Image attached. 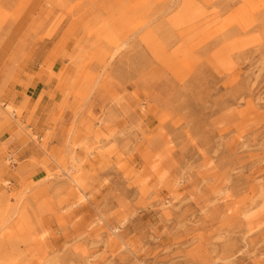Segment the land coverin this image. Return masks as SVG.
<instances>
[{
    "label": "rangeland",
    "instance_id": "obj_1",
    "mask_svg": "<svg viewBox=\"0 0 264 264\" xmlns=\"http://www.w3.org/2000/svg\"><path fill=\"white\" fill-rule=\"evenodd\" d=\"M6 130L0 264H264V0H0Z\"/></svg>",
    "mask_w": 264,
    "mask_h": 264
},
{
    "label": "crops",
    "instance_id": "obj_2",
    "mask_svg": "<svg viewBox=\"0 0 264 264\" xmlns=\"http://www.w3.org/2000/svg\"><path fill=\"white\" fill-rule=\"evenodd\" d=\"M39 83L35 86V88L32 91H35ZM40 88L38 89L37 92L32 93L29 97V105L34 106L37 97L39 94H42V99L37 103L34 114H33V120L29 126L28 129L34 132L38 137L42 138L43 133L42 130L47 129L48 127V122L51 119L52 115L55 114V109L52 108V102L53 100L50 99L48 96V92L50 91L48 86H43V83H40ZM43 91V92H42ZM31 108V107H30ZM28 116V113H25L23 117L21 118L22 121H25ZM69 123H64L62 124L63 127H56L54 133V140L53 143L50 145L51 150H53L54 154L57 156H60L64 152V148L62 147L63 140L61 137L57 134L59 130H63L68 128ZM9 130L15 131L16 132V127H11ZM7 131V132H6ZM6 131H1V136H0V144L2 142V136L6 135L7 137H10V132L8 130ZM26 136V135H25ZM24 136H15L12 139V142L17 146V150L13 157L15 156L20 162H24L27 159H30L33 154H35L31 148L32 145V140L29 139L26 140L23 138ZM9 140V139H8ZM69 153V149L67 151ZM75 154L79 155V151H75Z\"/></svg>",
    "mask_w": 264,
    "mask_h": 264
},
{
    "label": "built area",
    "instance_id": "obj_3",
    "mask_svg": "<svg viewBox=\"0 0 264 264\" xmlns=\"http://www.w3.org/2000/svg\"><path fill=\"white\" fill-rule=\"evenodd\" d=\"M11 115L12 116H15V111H11Z\"/></svg>",
    "mask_w": 264,
    "mask_h": 264
}]
</instances>
